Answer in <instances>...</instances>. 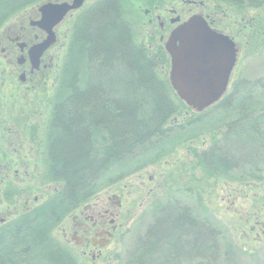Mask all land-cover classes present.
Returning a JSON list of instances; mask_svg holds the SVG:
<instances>
[{"label": "flooded vegetation", "instance_id": "obj_1", "mask_svg": "<svg viewBox=\"0 0 264 264\" xmlns=\"http://www.w3.org/2000/svg\"><path fill=\"white\" fill-rule=\"evenodd\" d=\"M99 1L101 0H83L80 6L68 9L60 17L59 14H55L51 20L55 22L50 29L51 33L45 27L49 23L41 22L40 7L47 3L71 6L74 0H39L38 5L32 10L27 11L24 8V11L11 15L0 26V123L5 122L3 110L7 105L8 92L9 97L15 95L16 101L24 103L23 106L31 107L19 129L9 132L8 129L11 128H8L7 131H0L10 141V145L14 146L12 148L15 154H8L0 147V257L3 259L8 257L14 259L25 247L23 238L27 231L18 232L19 234L13 238L18 241L14 246L12 245L14 240L8 239V231L14 230L19 220L38 210L64 188L63 181L49 177L50 143L56 135L52 119L57 105L62 103L69 93L71 79L77 74V70L68 73L67 67L74 51L77 25L81 16ZM146 2L148 3L144 11L146 17L142 22L144 31L139 33L148 49L152 51L158 49L168 56L169 64L165 70L168 80L170 58L165 50V44L171 32L194 15L202 16L213 31L228 36L236 49V61L223 95L201 112L189 107L190 112H195L198 116L194 118L185 111L181 120L178 115L171 118L167 124L168 128L171 131L174 128H185L193 120L198 121L200 117L198 113L222 105L230 107L233 99L226 100V97L241 80L240 78L235 80L234 72L243 51L251 53L255 45H261L260 41L264 40V20L256 16L247 17L245 20L246 16L243 14L245 9L227 7V10L225 6L220 7L221 4L213 0H146ZM47 39L50 40L49 46L38 54L40 45ZM6 133L15 136L10 140ZM205 145L207 146L198 151L186 150L192 155V162L175 170L186 173L187 179L184 180L182 187L178 186V189L187 193L192 192L193 200L198 201L195 208L192 209L179 199L171 200L191 209L190 215L196 224L200 223L199 171L210 179L223 178L232 172L213 176L205 173L200 161L201 153L211 147V140L210 143L203 142V146ZM156 149L145 148L144 153L150 157L145 159L144 164H138L134 168L130 173L131 179L115 176L98 184L101 177L106 174L100 173L90 182L91 186L83 200H79L71 209L59 212L56 224L51 230L52 236L76 257L78 264H115L120 260V248L130 228L138 226L146 215H153L147 230L138 237L140 241L157 222L159 216L168 215V211H161V207L167 205L163 201L168 192L172 188L174 190L175 185L172 183L175 182V177L164 172V152ZM166 200L168 201L169 197ZM253 219L250 232H256L255 237L264 235V213L254 215ZM211 230L214 234L219 233L212 227ZM215 243L218 248L217 242ZM6 244L10 245V250L8 249L11 251L10 256L5 254ZM195 258L184 260L191 263ZM195 264H201L200 259L196 260Z\"/></svg>", "mask_w": 264, "mask_h": 264}, {"label": "trees", "instance_id": "obj_2", "mask_svg": "<svg viewBox=\"0 0 264 264\" xmlns=\"http://www.w3.org/2000/svg\"><path fill=\"white\" fill-rule=\"evenodd\" d=\"M33 1L36 0H0V24ZM213 1L237 9L264 7V0ZM75 37L72 61L78 70L65 100L55 109L52 126L56 135L51 139L49 153V177L63 181L64 188L8 231L10 241L18 232L27 231L25 247L19 257H0V264H78L76 257L52 236L59 212L83 200L90 182L114 163L140 149L145 151L155 140L167 136L171 118L185 111L197 114L190 112L172 89L165 73L169 64L165 52L152 51L136 41L132 24L124 16L123 0H101L90 7L81 16ZM248 86L252 84L238 81L226 97L233 99L230 107L222 105L198 113L211 116L229 108L235 115L224 123L223 137L201 153V165L208 175L249 169L253 157L264 163V120L248 110V102H254ZM229 136L254 143L256 154L243 159L230 153L223 146ZM250 172V178H259ZM161 211H168V215L158 217L127 264H179L192 257L205 264L216 259L217 237L208 224L194 223L191 209L171 202L168 209L163 205ZM17 242L14 240L12 245ZM158 256L164 260L153 259Z\"/></svg>", "mask_w": 264, "mask_h": 264}, {"label": "rangeland", "instance_id": "obj_3", "mask_svg": "<svg viewBox=\"0 0 264 264\" xmlns=\"http://www.w3.org/2000/svg\"><path fill=\"white\" fill-rule=\"evenodd\" d=\"M38 1H33L19 8L13 15L19 11H24V8L27 11L32 10L35 5H38ZM147 4L146 0H123L124 16L132 24L134 37L139 43H143L139 32L144 31L142 29V22L146 17L144 11L147 9ZM219 5L226 8L232 7L224 3H219ZM243 14L246 16L245 20L250 16H256L264 20V7L245 9L243 10ZM260 43L261 45H255L251 53H246V50L243 51L244 53H242L233 76L235 80L240 78L252 84L248 88H250L249 95L253 98L254 102H252V99L248 102V110L253 116L261 115L260 118L264 120V40L260 41ZM72 58L67 63L68 73L78 70ZM244 87L247 88L246 86ZM8 95L9 92L6 94L7 105H5L3 110V120L5 122L0 123V131H7L8 128H11V130L8 129L10 132L13 129H19L18 127L24 124L25 116L31 111V107L23 106L24 103L16 101L15 98L17 97L14 98L15 95L13 97H9ZM25 96L29 98L28 95ZM182 115L184 114L178 115L179 120H181ZM233 115L231 110L217 112L211 114V116L205 113L197 119L198 121L193 120L185 128L172 129L162 140H155L149 146L150 148H157L156 150L164 152V172L173 174L175 177V182L172 183L175 185L174 190L172 188L163 201L165 204L167 203L165 206L167 209L172 199H179L192 209L195 208V204L198 201L195 198L193 200L192 192L187 193L178 189V186L182 187L184 180L187 179L186 173L184 171L175 172V170L178 167H182V165L188 166L192 162V155H189L186 150L194 149L198 151L207 146H203V142L210 143V140L213 142L217 137L218 139L223 137L224 123L231 120ZM191 116L196 118L198 115L192 114ZM6 135H8L10 140L15 136V134L7 133ZM231 137L229 136L228 141L223 142V146L230 153H235V155L243 159L250 158L256 154L254 143L243 138H236L234 140ZM0 147L4 148L8 154H14V149L12 148L14 146L10 145V141L6 139L3 132H0ZM144 152L143 149H140L134 155L128 156L118 164L113 165L106 172L105 176L101 177L98 184L115 176H122L127 180L131 179L132 175L130 173L134 168L138 164H144L145 159L150 157L149 154H145ZM256 166L259 168L258 170H256ZM246 170L248 172L253 170L250 174L259 176V178H250ZM199 177L200 198L198 211L200 213V223L203 222L204 225L208 224V226L219 231V233H215L217 237L215 241L218 244V250L215 253L216 259L214 261L208 260L205 264H264V235L255 237L256 232H250V225L254 222L253 216L260 215L261 212L264 213V210L262 211L264 209V163L256 162V158L253 157L249 169L248 167L241 168L231 172L225 176L226 178L210 179L202 171H199ZM194 186L196 185L194 184ZM168 197L169 200L167 201ZM152 220L153 215H146L138 226L130 228L131 230L120 248V260L115 262V264L128 263V259L131 258L130 255L138 245V237L147 230ZM4 248L6 250L5 254L10 256L11 251H8V249L10 250V245L6 244ZM159 256L153 259L155 261L164 260V257ZM196 260L198 261L199 259L195 258L191 263L186 260H181L177 263L195 264Z\"/></svg>", "mask_w": 264, "mask_h": 264}, {"label": "water", "instance_id": "obj_4", "mask_svg": "<svg viewBox=\"0 0 264 264\" xmlns=\"http://www.w3.org/2000/svg\"><path fill=\"white\" fill-rule=\"evenodd\" d=\"M82 1L74 0L71 6L43 4L41 22L49 23L45 27L51 33L54 15L60 17ZM49 44L50 40L44 41L38 54ZM165 50L170 58V85L188 107L201 112L223 95L236 61V49L228 36L213 31L202 16L194 15L171 32Z\"/></svg>", "mask_w": 264, "mask_h": 264}]
</instances>
